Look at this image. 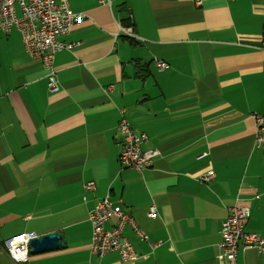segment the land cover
Masks as SVG:
<instances>
[{
    "label": "crops",
    "instance_id": "obj_1",
    "mask_svg": "<svg viewBox=\"0 0 264 264\" xmlns=\"http://www.w3.org/2000/svg\"><path fill=\"white\" fill-rule=\"evenodd\" d=\"M68 1L84 19L61 38L79 45L55 56L57 92L19 32H0V264H17L4 241L30 233L62 241L25 264H215L237 203L264 238V0ZM122 112L160 151L142 172L119 163ZM107 195L147 238L124 228L134 262L90 251L89 212ZM237 264L264 255L240 246Z\"/></svg>",
    "mask_w": 264,
    "mask_h": 264
},
{
    "label": "built area",
    "instance_id": "obj_2",
    "mask_svg": "<svg viewBox=\"0 0 264 264\" xmlns=\"http://www.w3.org/2000/svg\"><path fill=\"white\" fill-rule=\"evenodd\" d=\"M110 4V0H100ZM201 5V1H197ZM84 15L70 10L68 0H0V32L9 34L17 30L28 55L39 59L48 72V87L50 92H57L59 84L54 65L57 53L73 51L78 43H68L61 40L69 35L75 24L83 22ZM124 35L133 37L131 27L121 29ZM158 69L168 68L165 61L155 60ZM108 90V89H107ZM123 113V112H122ZM257 121L254 145L264 150V116L255 115ZM122 135V151L119 157L120 165L125 169H135L142 172L150 168L154 159L160 155L159 149L144 151L142 144L147 140L144 133H136L124 113L117 126ZM214 173L209 171L201 181L213 180ZM94 182L83 185L85 191L95 190ZM157 216L154 205L149 208L148 217ZM250 216V209L235 204L229 216L222 223L221 241L216 247L215 264H237L239 247L254 249L264 255V238L257 233L247 232L245 226ZM116 218L115 224L108 228L111 219ZM89 222L92 229L90 251L101 261L107 254L117 251L123 261L138 260L130 240L124 235V228L130 225L142 238H145L136 225L131 214L123 211L120 205L111 201L110 195L103 197L89 212ZM35 234H20L4 241L3 249L17 264H25L29 260L31 241L37 239Z\"/></svg>",
    "mask_w": 264,
    "mask_h": 264
},
{
    "label": "water",
    "instance_id": "obj_3",
    "mask_svg": "<svg viewBox=\"0 0 264 264\" xmlns=\"http://www.w3.org/2000/svg\"><path fill=\"white\" fill-rule=\"evenodd\" d=\"M61 237L57 233L45 235L31 241L30 255H39L58 250L61 247Z\"/></svg>",
    "mask_w": 264,
    "mask_h": 264
},
{
    "label": "trees",
    "instance_id": "obj_4",
    "mask_svg": "<svg viewBox=\"0 0 264 264\" xmlns=\"http://www.w3.org/2000/svg\"><path fill=\"white\" fill-rule=\"evenodd\" d=\"M144 68H145V67H144ZM144 68H143V69H144ZM141 77H142V78H145V77H146V75H144V76H141Z\"/></svg>",
    "mask_w": 264,
    "mask_h": 264
}]
</instances>
